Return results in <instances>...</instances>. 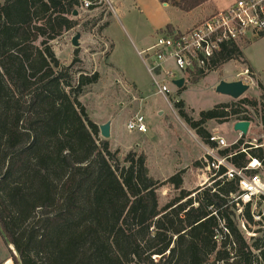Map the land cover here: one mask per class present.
<instances>
[{"label":"trees","instance_id":"1","mask_svg":"<svg viewBox=\"0 0 264 264\" xmlns=\"http://www.w3.org/2000/svg\"><path fill=\"white\" fill-rule=\"evenodd\" d=\"M159 1L191 12L209 0ZM79 7L80 0H0V223L21 262L264 264V231L249 238L241 226L232 196L238 182L217 178L225 166L212 171L217 174L209 184L189 190L184 170L160 181L144 150L121 157L101 138L80 101L100 73L86 71L78 56L69 64L60 61L51 43L81 24L73 15ZM243 56L238 43L225 45L215 69ZM205 76L195 72L192 81ZM259 88V98L219 103L198 118L184 101L176 107L202 141L216 147L209 140L210 121L252 122L256 114L264 125L262 82ZM243 138L218 150L236 167L250 156L264 158V146L244 144ZM161 185L176 192L166 202L158 194ZM243 211L248 231L250 224H263L264 215L255 221L250 205Z\"/></svg>","mask_w":264,"mask_h":264},{"label":"rangeland","instance_id":"2","mask_svg":"<svg viewBox=\"0 0 264 264\" xmlns=\"http://www.w3.org/2000/svg\"><path fill=\"white\" fill-rule=\"evenodd\" d=\"M233 3V0H209L202 8L196 11L197 22L208 16V13L223 10L228 8ZM106 11H97L92 13L87 10L79 9L78 19L81 21L80 25L72 29L68 34L65 32L62 37L52 41V47L58 52L62 62L68 64L69 54L78 56L81 60L80 66L88 72H93L92 67L88 64L92 60V55L97 49L103 50L102 43V32L100 27L110 22L112 14L110 13L108 6L105 8ZM175 20L185 22V25L181 26L180 30H185V27L190 25V18L188 16H182V11L175 7L167 10ZM135 20V16H129L123 19L124 29L122 26L114 24L112 29L119 34L124 36H133L132 30L129 27L128 22ZM127 26V27H126ZM123 31V32H122ZM81 33L83 36V43L79 47L86 51V56L81 58L80 51L75 54V47L72 45L71 36ZM244 56L239 60H233L224 65L223 69L212 71L200 80L192 81L189 80L186 83V87L177 92V96L180 100L184 101L185 110L192 115L194 118H198L200 111L208 110L213 108L216 104L232 102L233 98L228 95H224L216 91V87L220 80L233 81L237 78V74L242 70L248 68L251 69L252 78L255 81V85L251 86L250 89L242 96L248 97H260L259 83L264 84V36L252 41L240 42ZM110 44L107 45V51L110 49ZM72 50L73 53H72ZM130 52L129 59H125V65L127 70L136 75L140 86L143 89L146 97L145 102L138 105L141 100L138 93L135 92L131 85L127 84H114V78L118 77L114 70L106 69L104 72V82L96 86H88L85 88L84 93L80 96V101L86 106V109L90 112L95 109L96 95H110L114 92H119L122 96L121 100L126 102L125 109L121 113L120 117L116 119L117 124V138L110 139L111 148L113 150H120L121 157H124L130 151H144L148 155V165L151 174L160 181H164L168 176L175 173L177 170H184V182L185 187L189 190L196 189L204 184H209V176L211 173L208 172V180L204 183L200 182L201 177L207 176L202 171V166L209 160L208 151L206 144L202 139L196 136V132L186 123V121L180 116L176 103L169 104L163 95L157 94L156 89L153 86L152 78L148 72V69L139 56L134 52L133 48L128 50ZM108 55L105 52L104 56ZM101 58L103 55H100ZM114 62H120L123 60L118 55L113 58ZM101 75V74H100ZM101 80V79H100ZM100 82V81H99ZM173 100V96H170ZM161 109L163 114L159 116L157 111ZM141 111L146 117V124L148 131L141 133L138 131H129L127 128V118L133 116L137 111ZM87 111V112H88ZM254 113V112H253ZM88 115L90 113L88 112ZM95 115V114H94ZM252 122L249 131L244 135L243 142L261 144L264 146V125L261 123L260 118L256 114H252ZM236 121L231 120L229 122L218 123L216 121L209 122L210 132L213 131L223 136L228 143V146L242 138L240 132L235 131L233 124ZM195 134V135H194ZM227 146V147H228ZM216 155H220L219 152ZM201 163L200 167L195 166V162ZM158 194L162 202H166L172 198L176 192L170 189L166 185H161L158 189ZM251 231L248 235H256L254 231L256 229H263L264 222L260 225H249ZM2 240L0 238V244ZM1 245L4 246L2 243ZM2 247V246H0ZM5 247V246H4ZM4 250L0 248V256H2Z\"/></svg>","mask_w":264,"mask_h":264},{"label":"built area","instance_id":"3","mask_svg":"<svg viewBox=\"0 0 264 264\" xmlns=\"http://www.w3.org/2000/svg\"><path fill=\"white\" fill-rule=\"evenodd\" d=\"M107 6L109 10L114 9L111 0H80L82 10ZM262 36L264 0H233L228 8L212 12L189 29L157 33L153 44L141 50L139 55L148 69L156 93L163 95L171 105L180 101L177 92L193 79L195 72L208 74L216 70L215 58L225 45L252 41ZM181 78L184 84L179 87L175 81ZM237 80H242L250 87L255 85L252 71L248 68L237 74ZM170 96H173V100ZM127 128L129 131L146 133L148 127L145 115L137 111L127 121ZM209 140L216 147H208L209 160L202 166V171L207 175L206 178L208 172L211 173L210 178L217 174L212 173L213 170L217 172L221 166H225V172L217 178L237 180L239 191L232 195L236 203L235 211L241 226L249 234L244 207L250 205L255 221H260L264 215V158L250 156L245 166L236 167L228 161V156L216 155V151L218 153L219 149L228 146L227 140L215 132ZM250 144L255 148L263 146ZM241 150L247 152L245 147Z\"/></svg>","mask_w":264,"mask_h":264},{"label":"crops","instance_id":"4","mask_svg":"<svg viewBox=\"0 0 264 264\" xmlns=\"http://www.w3.org/2000/svg\"><path fill=\"white\" fill-rule=\"evenodd\" d=\"M111 1L113 3L114 9L109 10L110 13L112 14L111 21L109 25L106 26L102 30V35H103L102 43L104 45L101 47L103 48V50L97 49L96 51L91 53L92 55H94V57H92V60H89L90 57L86 55L85 50L80 49V48H83L84 46L75 47L74 50L76 49L81 50L80 51L81 58H84V56H86L87 59L90 61L88 64L92 67V71L93 72L97 71L101 74L100 82L93 84L92 85L93 87L104 82V72L106 71V69L111 68L118 75V77L114 78L115 86L117 84L123 85L124 83L127 85H131L133 87L132 89H134L135 92L138 93L140 96L139 99L141 100V102H139L138 105H141V103L145 102V107H146V101H147L146 97L147 96L144 95L143 89L140 86L141 84L139 83L137 76L132 75V73L127 70V67L125 65V59L128 60L130 57L129 56L130 52H128V50L130 48H133L134 52L139 56L141 61H143L141 56L139 55V52L149 47L151 44H153L157 33L166 30L168 25H172L174 30L181 29L182 28L181 26L185 25V22L183 21L180 22V20H175L172 14L167 11L169 10V8H172L173 6H171L170 4L164 5L159 0H111ZM203 6L204 5H202L199 8H202ZM199 8L191 12L182 11V16L191 17L190 25L185 27V30L191 28L193 25L196 24L197 22V19L195 20L196 11ZM99 10L102 12L106 11L105 8L103 7H93L91 8V10H88V11L92 13H96ZM211 13H208V15ZM132 15L135 16V20H133L132 22H128V24H129L130 29L132 30L133 36L132 35L129 37L124 36L123 34H119V31L115 33V31L112 29V26L114 24H117V26L121 25L123 30H125L123 19H126ZM71 30L67 31L65 35L68 34ZM72 38H73V35L71 36V41H72ZM79 42L80 44L83 43V36L79 39ZM108 43L110 45L113 44L114 48L109 55L104 56L105 52L108 53L109 51V50L107 51ZM74 50H72V53ZM55 53H56V56L61 60V57H59L58 52L55 51ZM100 55H103L102 58ZM117 55L121 57L123 60H121L120 62H114L113 58ZM67 60H68L67 63L69 64L73 60V56L69 54V58ZM235 80H237V78ZM121 96L122 95L119 92H114L111 94V96L110 95H102V96L96 95L95 99H93L96 105L95 109L92 110V112L87 110L90 113L89 117L94 122H96L98 125L104 124L107 121H111V137H110L111 140L113 138L119 139L117 136V124L115 123V121L116 119L122 117V116L120 117V115L125 109V104H126L124 100L120 99ZM159 111H162V110L159 109ZM159 111H157V114ZM130 118L131 117L127 119L129 120ZM196 136L198 135L196 134ZM208 147L209 145H206V149H208ZM203 178L205 180H208L206 176ZM0 238L2 240V243L5 246L4 247L3 245H1L2 243L0 244V246H2L0 248L4 250L3 255L0 256V264H15L13 259L10 257V251L8 248L9 246L6 245L1 234H0Z\"/></svg>","mask_w":264,"mask_h":264},{"label":"water","instance_id":"5","mask_svg":"<svg viewBox=\"0 0 264 264\" xmlns=\"http://www.w3.org/2000/svg\"><path fill=\"white\" fill-rule=\"evenodd\" d=\"M164 5H167L168 3H163ZM74 16L79 15V10H75L73 13ZM81 38V33H77L72 38V45L74 47H79L80 42L79 39ZM175 83L181 87L184 84V79H178L175 81ZM250 89V85L247 83H244L242 80H234V81H226L221 80L219 84L216 87V91L219 93H222L224 95H228L233 99H238L242 97L248 90ZM163 114V111H159L158 115L161 116ZM251 122L247 120H239L234 123V130L240 132L241 135H246L249 131ZM100 127V136L104 139H109L111 137V121H107L104 124L99 125ZM206 180L201 177L200 182L204 183ZM0 234L3 237V239L6 241L8 246L14 251L17 258L19 259V264H23L20 259V255L15 249L14 245L11 243L9 238L7 237L5 231L3 230L1 223H0Z\"/></svg>","mask_w":264,"mask_h":264}]
</instances>
